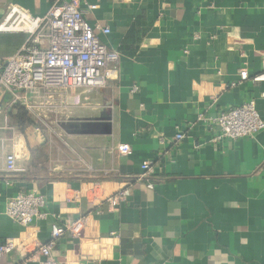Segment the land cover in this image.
Masks as SVG:
<instances>
[{
    "label": "crops",
    "instance_id": "crops-1",
    "mask_svg": "<svg viewBox=\"0 0 264 264\" xmlns=\"http://www.w3.org/2000/svg\"><path fill=\"white\" fill-rule=\"evenodd\" d=\"M54 1L0 0V22L12 8L44 16ZM84 2L96 6L85 18L110 29L102 41L120 55L106 86L79 90L45 119L19 104L31 120L26 136L0 92V138L10 150L20 136L27 149L23 174L0 173V239L15 243L0 264H41L36 244L66 219L85 229L80 240L55 241L58 264H264V130L213 142L219 129L210 126L247 100L264 121V80H252L264 74V0ZM25 41L0 34V70ZM120 144L129 156L114 151ZM142 162L159 180L151 189L137 180ZM120 190L126 200L110 207ZM23 192L45 201L46 218L28 227L4 212Z\"/></svg>",
    "mask_w": 264,
    "mask_h": 264
},
{
    "label": "built area",
    "instance_id": "built-area-1",
    "mask_svg": "<svg viewBox=\"0 0 264 264\" xmlns=\"http://www.w3.org/2000/svg\"><path fill=\"white\" fill-rule=\"evenodd\" d=\"M85 5L84 0H55L44 16H31L18 8H12L0 22V34L22 33L26 36V41L6 59L0 72V92L11 96V105L21 104L30 113L45 119L46 114L54 112L57 104L59 107L71 104V98L79 90L103 88L116 74L110 65L118 62V55L102 41V36H107L110 29L100 24H90L85 13L95 10L96 6L86 5L84 8ZM248 77L246 70L240 72L242 80ZM252 80L262 82L264 74L253 76ZM211 121L210 126L219 129V135L213 138V142L251 138L264 130V121L254 100L221 111ZM0 129H7V126L3 125ZM175 139L181 140L182 135L177 134ZM7 141L0 138V173L23 174L25 169L19 161L27 156L25 143L20 136H12L11 148L7 150ZM114 151L124 156L131 154L127 144L117 145ZM140 168L142 174L137 180L145 181L147 188L151 189L153 183L148 178L154 175V170L148 162H142ZM127 196V190L118 191L108 199L110 207L117 208ZM44 204L41 195L23 192L6 201L4 212L12 221L28 227L46 218V214L41 211ZM84 229L82 219H66L53 224L51 241L36 244L41 264H58L52 256L55 241L64 235L80 240ZM14 248L13 239H0V259ZM28 261L18 264H27Z\"/></svg>",
    "mask_w": 264,
    "mask_h": 264
},
{
    "label": "trees",
    "instance_id": "trees-1",
    "mask_svg": "<svg viewBox=\"0 0 264 264\" xmlns=\"http://www.w3.org/2000/svg\"><path fill=\"white\" fill-rule=\"evenodd\" d=\"M118 55V58H120V55L118 52H116ZM2 70V68H1ZM0 70V72H1ZM12 111L14 112H10L9 116L13 119L14 123L16 124V127L18 128V130L26 136V128L29 126V124L31 123V120L27 117V114L25 112V110L19 105V104H13L12 105ZM14 113V114H13ZM157 177H149L148 181L152 182V183H156L159 180L156 179Z\"/></svg>",
    "mask_w": 264,
    "mask_h": 264
}]
</instances>
